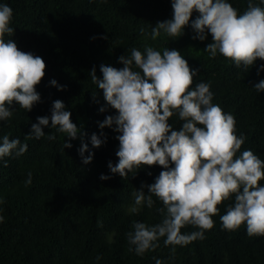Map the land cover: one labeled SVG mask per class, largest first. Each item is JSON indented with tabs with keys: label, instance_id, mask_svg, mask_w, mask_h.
Instances as JSON below:
<instances>
[{
	"label": "trees",
	"instance_id": "trees-1",
	"mask_svg": "<svg viewBox=\"0 0 264 264\" xmlns=\"http://www.w3.org/2000/svg\"><path fill=\"white\" fill-rule=\"evenodd\" d=\"M227 2L241 15L250 0ZM251 2L264 8V0ZM172 3L173 0H0V4L13 9L9 26L15 32L12 36L5 34V41L12 39L19 50L41 57L46 64L45 76L36 86L41 101L31 111L14 102L13 115L0 121V143L7 135L10 140L28 144L23 155L13 153L0 158V264H156L157 260L162 264H264V236L250 237L246 225L235 231L222 227L220 217L234 203L235 194L218 205L212 217L214 227L205 230L203 239L185 246H166L161 238L159 247L143 256L129 251L134 247L128 243L134 223H159L162 217L157 209L163 207L155 196L151 209L136 206L133 193L143 190L147 195L146 186L155 183L164 169L142 165L134 169L136 175L129 173L126 178L111 173L108 164L118 163L116 137L120 133L113 128L100 129L99 123L116 115L117 110L107 105L103 90L92 83L93 67L97 77L103 79L100 66L123 68L119 58L130 57L133 48L142 54L147 47L161 55L166 48L180 51L197 73L192 88L200 82L208 83L212 103L231 113L237 136L242 133L246 137L237 157L251 150L264 161V91L254 89L264 80V71L260 70L264 60L257 59L245 69L237 68L219 51L213 58L204 50L213 42L210 32L206 31L204 41L193 39L197 33L191 24L200 16L195 10L181 36H169L161 30L160 36L152 39L157 22L173 18ZM53 79L65 86L63 91L51 85ZM56 100L64 102L72 122L81 129L78 138L69 139L67 134L48 126L43 129L44 137L26 139L32 125L38 123L37 117H51ZM101 107L107 111L100 112ZM168 122L174 130L183 123L176 114ZM101 132L106 142L94 148L91 136L95 133L104 140ZM50 134L56 138L49 139ZM66 140L71 148H64ZM83 143L89 148L85 156L94 153L89 164L83 163L78 151ZM29 172L31 184L26 183ZM101 174L111 179L101 180ZM260 184L264 186V180ZM134 207L136 211H132ZM198 230L186 225L181 233Z\"/></svg>",
	"mask_w": 264,
	"mask_h": 264
},
{
	"label": "clouds",
	"instance_id": "clouds-1",
	"mask_svg": "<svg viewBox=\"0 0 264 264\" xmlns=\"http://www.w3.org/2000/svg\"><path fill=\"white\" fill-rule=\"evenodd\" d=\"M172 8L173 18L157 22L152 28V39L160 36L161 30L169 36H181L195 10L200 16L191 24L197 33L193 39L204 41L206 31L210 32L213 42L204 50L213 58L219 51L237 68L245 69L257 59L264 60V8L251 0L241 15L227 0H173ZM12 17L13 9L0 4V121H7L13 115L14 102L31 111L41 101L36 86L46 69L41 57L19 50L12 39L5 41V34L12 36L15 32L9 26ZM119 61L124 65L121 69L100 66L103 79L97 77L95 67L90 72L92 83L103 90L107 105L117 110L116 115H109L99 123L100 129L113 128L120 133L116 137L118 163L109 162L108 167L111 173L123 178L129 173L136 175L134 169L142 165H159L164 169L155 183L146 186L147 195L143 190L133 193L136 206L146 205L151 209L155 196L163 207L157 209L162 217L159 223L152 226L134 223V232L128 233V243L134 247L129 251L143 256L146 251L157 249L161 238L166 246H185L203 239L205 230L214 227L212 217L217 214L218 205L233 194L234 203L220 217L222 227L235 231L246 225L250 237L264 236V186L260 184L264 180V161L251 150L237 157L246 137L242 133L237 136L234 116L212 103L210 85L200 82L192 88L197 73L178 50L166 48L161 55L151 47L143 54L133 48L130 57L121 56ZM260 70L264 71V65ZM50 83L64 90L65 86L55 79ZM254 89L264 91V80L256 83ZM93 96L95 99V92ZM99 111L105 112L107 108L101 107ZM174 114L183 122L179 130H174L168 122ZM37 121L26 139L44 137L43 129L48 126L67 134L69 139H77L81 132L61 100L53 102L51 117H37ZM101 135L104 140L92 134L94 148L106 142V135L103 132ZM48 138L56 136L50 134ZM71 147L66 140L64 148ZM27 151V143L3 136L0 158L13 153L18 157ZM78 151L84 164L92 162L94 153L84 155L89 152L86 143ZM100 179L111 177L101 174ZM31 182L29 172L26 183ZM186 225L199 230L182 234L181 229ZM156 264L162 261L157 260Z\"/></svg>",
	"mask_w": 264,
	"mask_h": 264
}]
</instances>
